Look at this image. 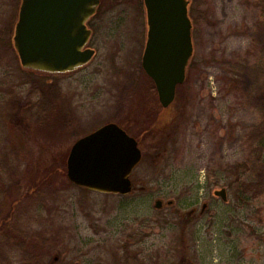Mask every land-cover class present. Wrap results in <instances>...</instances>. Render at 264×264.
Segmentation results:
<instances>
[{
	"label": "rangeland",
	"instance_id": "obj_1",
	"mask_svg": "<svg viewBox=\"0 0 264 264\" xmlns=\"http://www.w3.org/2000/svg\"><path fill=\"white\" fill-rule=\"evenodd\" d=\"M258 2L190 0L193 55L162 110L141 66L143 0H100L95 56L64 76L21 66V0H0V264H264V181L245 201L227 185L264 120V99L234 76L262 54ZM108 123L140 140L125 196L66 176L74 142Z\"/></svg>",
	"mask_w": 264,
	"mask_h": 264
},
{
	"label": "water",
	"instance_id": "obj_2",
	"mask_svg": "<svg viewBox=\"0 0 264 264\" xmlns=\"http://www.w3.org/2000/svg\"><path fill=\"white\" fill-rule=\"evenodd\" d=\"M147 33L141 66L153 81L158 101L167 108L182 84L193 55L189 0H143ZM100 0H21L13 46L24 69L57 74L87 65L94 50L85 48L87 21ZM137 141L108 123L74 142L66 160L68 181L91 192L125 196L130 176L141 160ZM214 196L227 202L225 188ZM173 201L155 200L157 210ZM207 205L203 204L201 213Z\"/></svg>",
	"mask_w": 264,
	"mask_h": 264
},
{
	"label": "trees",
	"instance_id": "obj_3",
	"mask_svg": "<svg viewBox=\"0 0 264 264\" xmlns=\"http://www.w3.org/2000/svg\"><path fill=\"white\" fill-rule=\"evenodd\" d=\"M190 3V0H189ZM261 13L260 29L264 30V0L257 3ZM190 16V14H189ZM262 41V54L252 64L243 63L238 68L234 76L245 79V89L264 99V37ZM241 81H239L240 83ZM239 88V87H238ZM155 91V87H154ZM264 106V103H263ZM257 135L252 141L255 151L251 152L247 159L239 165H236L232 173L234 178L228 180V187L234 195L240 200L245 201L246 195L250 192H258L262 181H264V120L261 127L255 132ZM65 164V163H64ZM65 166V165H64ZM258 174V181L254 175ZM253 175V176H251ZM254 178V179H253ZM235 185V186H234Z\"/></svg>",
	"mask_w": 264,
	"mask_h": 264
},
{
	"label": "flooded vegetation",
	"instance_id": "obj_4",
	"mask_svg": "<svg viewBox=\"0 0 264 264\" xmlns=\"http://www.w3.org/2000/svg\"><path fill=\"white\" fill-rule=\"evenodd\" d=\"M95 15V14H94ZM93 15V16H94ZM92 16V17H93ZM91 17V18H92ZM91 18L87 21V23H86V26H87V28L89 29V27H88V22L91 20ZM90 31H91V29H89ZM91 37H92V31H91V35H90V38H89V41H88V43H87V45H86V47L85 48H90L88 45H89V43H90V40H91ZM92 49V48H91ZM94 56H95V53H94ZM93 56V57H94ZM82 68H84V66L83 67H80V68H78V69H76V70H74V71H71V72H66V73H57V74H53V75H58V76H64L65 74H71V73H73V72H76V71H78V70H80V69H82ZM46 74H50V73H46ZM157 94V93H156ZM160 104V103H159ZM161 106V105H160ZM169 107V106H168ZM167 107V108H168ZM167 108H161L162 110H166ZM118 126H120L123 130H125L126 131V133L128 134V135H130L131 137H133L130 133H129V131H127V129L124 127V126H122V125H118ZM136 141H137V144H138V147H139V149H140V146H139V144H140V140L137 138V137H133ZM141 150V149H140ZM141 153H142V150H141ZM133 188V187H132ZM193 211L190 213V215H193Z\"/></svg>",
	"mask_w": 264,
	"mask_h": 264
}]
</instances>
